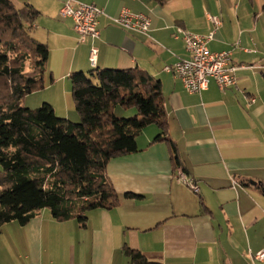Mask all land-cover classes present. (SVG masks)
I'll use <instances>...</instances> for the list:
<instances>
[{"label":"crops","instance_id":"1","mask_svg":"<svg viewBox=\"0 0 264 264\" xmlns=\"http://www.w3.org/2000/svg\"><path fill=\"white\" fill-rule=\"evenodd\" d=\"M13 1L40 11L33 35L50 50L44 88L28 94L25 105L48 102L58 116L77 118L69 77L94 68L91 46L99 49L96 67L143 69L161 81L168 136L199 192L176 178L169 143L153 142L160 129L147 126L137 137V152L108 162L117 206L88 210L85 226L77 218L59 220L48 208L26 225L9 222L0 234V264H130L125 246L157 264H264L252 258L264 250V194L258 188L264 181V0H74L104 11L100 36L85 42L73 20L61 16L64 0ZM123 8L147 14L149 32L114 24ZM209 14L221 17L218 28ZM179 27L197 34L216 30L209 48L231 51L237 86L221 89L211 80L203 92H189L164 70L190 57L175 36Z\"/></svg>","mask_w":264,"mask_h":264},{"label":"trees","instance_id":"2","mask_svg":"<svg viewBox=\"0 0 264 264\" xmlns=\"http://www.w3.org/2000/svg\"><path fill=\"white\" fill-rule=\"evenodd\" d=\"M39 16L31 4L0 0V234L5 224L26 225L43 208L59 220L77 218L85 226L88 210L117 206L108 162L137 152V137L147 126L160 129L153 142L167 141L175 168H184L168 136L161 81L143 69L94 66L72 72L78 123L58 116L48 102L25 105L28 94L44 88L50 53L33 35ZM117 106L136 112L118 117ZM258 188L264 194V181ZM124 252L130 264H157L129 246Z\"/></svg>","mask_w":264,"mask_h":264},{"label":"built area","instance_id":"3","mask_svg":"<svg viewBox=\"0 0 264 264\" xmlns=\"http://www.w3.org/2000/svg\"><path fill=\"white\" fill-rule=\"evenodd\" d=\"M60 14L62 17H69L73 20L81 42L100 36L98 24L104 11L97 5L79 4L75 6L74 0H64ZM208 16L216 28L222 24L220 16L212 14ZM112 21L124 29L143 34H147L151 27V18L147 14L132 13L126 8L114 16ZM215 31L212 30L208 34H197L181 27L177 29L175 36L182 37L190 57L166 65L164 70L179 77L189 92H203L209 87L211 80H214L221 89L237 86L238 65L233 62L231 51L214 52L209 48V42L214 39ZM98 53L99 49L96 46H91L89 58L92 66L97 65ZM177 170L176 178L193 192L198 193L199 186L196 179L186 174L180 166ZM252 258L254 262L264 261V250L253 254Z\"/></svg>","mask_w":264,"mask_h":264},{"label":"rangeland","instance_id":"4","mask_svg":"<svg viewBox=\"0 0 264 264\" xmlns=\"http://www.w3.org/2000/svg\"><path fill=\"white\" fill-rule=\"evenodd\" d=\"M259 1H260V0H254V3L256 4V3H258ZM250 4H251V3H250ZM26 104H27V103H26ZM35 107H38V106H34V108H35ZM58 111H60V110H58ZM75 111H76V114H78V112H77L76 109H75ZM114 112H115L116 116H118V117H122L123 115H124L125 117H130V116H133V115L135 114L136 110H135V109H127V110H125V109H123L122 107L117 106V107L115 108ZM59 113H60V112H59ZM73 119H77V120H73ZM73 119H71V121L76 122V123L80 122V116H79V114H78V117H77V118H73ZM153 128H156V126H153Z\"/></svg>","mask_w":264,"mask_h":264},{"label":"water","instance_id":"5","mask_svg":"<svg viewBox=\"0 0 264 264\" xmlns=\"http://www.w3.org/2000/svg\"><path fill=\"white\" fill-rule=\"evenodd\" d=\"M251 183H252V184H256L257 182H255V181H251Z\"/></svg>","mask_w":264,"mask_h":264}]
</instances>
